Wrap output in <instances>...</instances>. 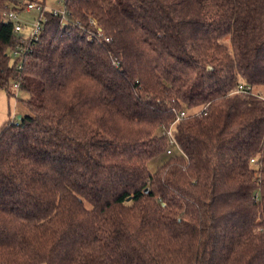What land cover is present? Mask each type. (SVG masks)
<instances>
[{
	"label": "trees",
	"instance_id": "trees-1",
	"mask_svg": "<svg viewBox=\"0 0 264 264\" xmlns=\"http://www.w3.org/2000/svg\"><path fill=\"white\" fill-rule=\"evenodd\" d=\"M63 2L21 69L0 16V264H264V0Z\"/></svg>",
	"mask_w": 264,
	"mask_h": 264
},
{
	"label": "built area",
	"instance_id": "built-area-1",
	"mask_svg": "<svg viewBox=\"0 0 264 264\" xmlns=\"http://www.w3.org/2000/svg\"><path fill=\"white\" fill-rule=\"evenodd\" d=\"M59 3H61V7H48L45 3H42L41 1L33 0L28 1L27 3L23 4L19 7H9L5 8L1 11V19L5 22H9L12 25V31L16 34L17 40L15 44L9 48L8 55L10 56L11 62L16 66L17 69H21L23 66V63L27 59V56H29L32 52V47L34 43L38 40L39 34L41 30L44 27V22L47 18L48 14H52L54 16H60L61 20L63 22H66V9L64 6L63 0H60ZM35 10L36 13L33 16L28 17L27 19L21 18L20 16L24 12H29ZM90 23L92 26H95L96 23L94 20H91ZM82 30L86 31V34L88 36H92L94 34H101L99 32L98 28L94 27V30H86L83 26L81 27ZM102 35V34H101ZM14 87H18V82H15L13 84ZM252 88L244 84L241 81H238L235 84L234 92H241V91H250ZM205 108V107H204ZM196 113H200L199 110H196ZM187 114L186 110L180 109L174 118V120L171 122V124L165 129V135L167 139V148L166 153L170 154L175 149H178L180 152L182 150L180 149L176 138L174 137L172 126L177 121H180L185 115ZM254 160L251 159V162Z\"/></svg>",
	"mask_w": 264,
	"mask_h": 264
},
{
	"label": "rangeland",
	"instance_id": "rangeland-1",
	"mask_svg": "<svg viewBox=\"0 0 264 264\" xmlns=\"http://www.w3.org/2000/svg\"><path fill=\"white\" fill-rule=\"evenodd\" d=\"M59 1L60 0H44L46 6L56 8L61 7V3H59ZM35 13V10L24 12L20 17L27 19ZM11 90L13 91L12 94L8 95L6 90L0 89V126L9 118H18V116L29 113V110L22 101L28 98V93L20 87L12 86ZM252 90L264 97V86H254ZM193 111L194 109H190L187 112L192 113Z\"/></svg>",
	"mask_w": 264,
	"mask_h": 264
},
{
	"label": "water",
	"instance_id": "water-1",
	"mask_svg": "<svg viewBox=\"0 0 264 264\" xmlns=\"http://www.w3.org/2000/svg\"><path fill=\"white\" fill-rule=\"evenodd\" d=\"M20 116H18V118H19Z\"/></svg>",
	"mask_w": 264,
	"mask_h": 264
}]
</instances>
